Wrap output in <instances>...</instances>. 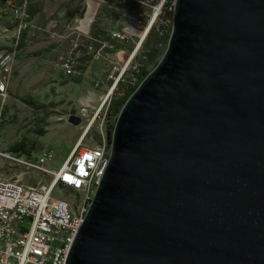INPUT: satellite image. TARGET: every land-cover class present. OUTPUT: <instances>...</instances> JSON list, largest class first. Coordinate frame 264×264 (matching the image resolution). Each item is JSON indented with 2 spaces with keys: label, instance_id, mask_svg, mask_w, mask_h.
<instances>
[{
  "label": "water",
  "instance_id": "obj_1",
  "mask_svg": "<svg viewBox=\"0 0 264 264\" xmlns=\"http://www.w3.org/2000/svg\"><path fill=\"white\" fill-rule=\"evenodd\" d=\"M172 22L67 264H264V0H176Z\"/></svg>",
  "mask_w": 264,
  "mask_h": 264
},
{
  "label": "built area",
  "instance_id": "obj_2",
  "mask_svg": "<svg viewBox=\"0 0 264 264\" xmlns=\"http://www.w3.org/2000/svg\"><path fill=\"white\" fill-rule=\"evenodd\" d=\"M82 1L85 4V13L75 27V31L82 35L89 32L101 7L129 5L135 8L131 13H127L126 24L120 29L115 28L111 37L114 41L134 43L137 49L142 48L153 27L161 22H172L170 19L166 20V13L173 11L174 5L169 10L167 6L172 2L175 4L176 0ZM2 2L0 23L13 17L17 20L13 26L14 30L22 34V29L27 25L24 18L28 13L27 10H20L27 6L28 0ZM12 28L4 27L1 30L12 31ZM163 33L168 34L169 30ZM20 44V38H14L4 50L0 48V125L5 113L4 98H8L14 58L17 57ZM136 53L132 54L128 64ZM65 66L69 69L68 73H71L73 69L69 61ZM119 68L120 64H117L114 69L117 71ZM138 68L139 64L136 63L133 69L139 71ZM128 70L125 65L113 86L117 85ZM133 81L137 82V78ZM95 86L98 87L99 83ZM5 101L7 102V99ZM103 107L102 104L99 109H92L90 113L86 108H95L90 105L82 108L78 116L81 117L82 123L84 118L89 122L99 116L100 108ZM107 114L108 109L103 117L105 123ZM103 128L104 125L100 128L102 136ZM90 130L86 125L81 136L83 140L89 137ZM99 144L87 146L82 142L59 169L50 167V164L55 162V152L51 149L31 158L20 152L4 151L0 148V160H7L10 169L16 172L9 177L6 171H0V264H67L68 255L96 193H92V188L97 190L109 163L111 144H108L107 138H103ZM42 174L48 181L34 182L36 176ZM27 180L33 181L31 185L27 184ZM69 187L77 193L75 204L56 195L57 191Z\"/></svg>",
  "mask_w": 264,
  "mask_h": 264
},
{
  "label": "rangeland",
  "instance_id": "obj_3",
  "mask_svg": "<svg viewBox=\"0 0 264 264\" xmlns=\"http://www.w3.org/2000/svg\"><path fill=\"white\" fill-rule=\"evenodd\" d=\"M2 4L3 2H0V5ZM77 4L75 0L41 1L42 11L36 15V23L49 26L50 33L41 34L35 32L34 36L27 38L26 47L17 52L12 69V71L14 70V77L12 76L10 79L11 86L10 91H8V108H5L3 122L0 126L1 149L13 152V147L22 140L29 147L32 143L36 147V150L31 154V158L44 150L51 149L55 152V162L50 164L53 169H59L76 149L88 121L83 119L81 125L73 126L67 120L70 114H79L82 108L93 104L94 96L92 92H97L98 98L101 99L95 105L98 104L100 107L103 104L104 107L100 108L99 116L96 117V121L94 120L89 137L83 140V144L97 146L100 145L101 139L107 138L108 125L103 121V117L107 112L108 105L111 103L114 92L117 90V85L123 80L124 76L117 83L111 95L112 86L125 65L129 69L127 73L133 72V78L136 77L133 68L136 63H139L137 56L146 51V48L140 47L134 59L128 64L136 49V44L117 43L124 45L120 54L113 55L114 62L120 64L119 70H111L112 65H108L103 61L95 63L94 56H88L93 54L86 53V47H89L87 42L90 40L91 31H93L97 22H100V27L109 25L108 32L110 31L112 34L113 29H120L126 24L127 18L124 16V11H120L119 17L114 22L108 20L102 22V18L99 20V17L96 16L89 29L90 33L87 32L82 35L75 31L80 17H71V12L76 8ZM173 5L175 6L173 2L170 3L167 6L168 10ZM68 6H71V8H68ZM172 23H162L161 29H159L161 33L157 32L158 36L156 38L161 40L168 38L165 44L160 45V49H165V51L172 32ZM1 28L4 29V27L0 25V48L3 47L5 49L14 38H20L22 42V34L19 31L13 30L4 33ZM167 29L169 30L168 34L162 33ZM68 54L72 56L71 59L73 60L80 58L77 65V67L81 66L78 69L81 75L79 81L72 80L76 78V74L75 76H69L73 71L68 73L69 69L63 64ZM88 57L90 58L81 60ZM147 66L149 71L155 68L152 63H148ZM101 80L103 81L96 87L94 83ZM6 99L8 98L6 97ZM6 99L4 98L5 104ZM99 107L93 109L97 110ZM88 109L91 113L92 108ZM102 124L104 125V136L101 135L100 130ZM111 124H114V117L111 119ZM42 130L47 131L44 136L39 133ZM0 171L3 173L6 171L9 177L16 173L10 169V164L7 160H0ZM20 171L21 169H19ZM32 174L34 176V173ZM39 180L46 182L48 178L43 174L37 175L34 182ZM32 182V180H27L28 185H31L30 183ZM93 192H96L95 188H92ZM56 195L61 196L62 199L67 200L71 204L72 201L74 202L73 204L77 201V193L71 188L59 190Z\"/></svg>",
  "mask_w": 264,
  "mask_h": 264
},
{
  "label": "trees",
  "instance_id": "obj_4",
  "mask_svg": "<svg viewBox=\"0 0 264 264\" xmlns=\"http://www.w3.org/2000/svg\"><path fill=\"white\" fill-rule=\"evenodd\" d=\"M41 1L42 0H28V2H27V9L26 10H27L28 16L24 18V19H26L27 25L25 26V28L22 29V42L19 46V50H22L26 47L27 38L28 37L31 38L32 36H34L35 32L41 33V34H46V33L49 34L50 33L49 26L47 27V25H44V24L38 25L36 23V15L42 11ZM0 2H2V0H0ZM75 2H77L78 4H77L76 8H74L72 10L71 17L72 18H77V17L81 18L85 12L84 1L75 0ZM68 8H71V6H68ZM134 9L135 8H133L132 6H129V5L128 6H121V5L111 6V8H110V6H103L99 9L97 16L99 17L98 18L99 20H100V18H102V22L104 20L114 22L116 20V18L119 17L118 15L120 14V11H124L125 12L124 16L127 17V13H131ZM169 19L172 21L173 11L166 13V20H169ZM16 22H17V20H15L12 17L10 19L2 20L0 25H2L4 27L12 28L16 24ZM162 23L163 22L159 23L157 26H155L151 30L147 40L145 41V43L142 46V48H146V51H144L141 55L138 54V56H137L138 62H139L138 63L139 64V68H138L139 71H136L133 69V71L135 72L136 78H137V82L133 81V79H134L133 78V74H134L133 72L132 73L126 72L123 80H121L119 85H117V90L113 94L111 103H110L109 108H108V114H107V120L108 121L106 123L108 125V127H107V140H108L109 145L111 144L114 126H115L116 120L120 114L121 109L123 108L126 101L129 99V97L137 89L139 84L151 72L148 70L147 64L152 63L153 66L156 67V65L160 61L159 59L163 56V54L165 52V49H160V45H162L163 43L165 44L168 38H166V40H164V39L161 40L160 38H156V36H158V33H161V31L159 32V29H161L160 26ZM14 29H15V27H13L11 30L13 31ZM108 29H109V25L107 27H100V22H97V25H95V27L93 28V31H91L90 40L87 42V45L89 47H86V53L93 54V55H88V56H90V57L94 56V58H95L94 62L95 63L103 61L108 65L109 64L112 65L111 70H113L115 68V66H117V64H118V63L114 62L113 55L116 56L117 53L120 54L121 50L123 49L122 47L124 46V45H120L117 43L128 44V42L114 41L111 37L110 31L108 32ZM1 49L4 50L3 47ZM90 57L82 58L81 60L89 59ZM71 58H72V56L70 54H68L66 57V60L63 62V64L68 63V61H69V63L73 64V70H72L73 73L70 74L69 76H73V75L75 76V74H76V78H73L72 80L73 81H79V79H80L79 77L81 75H80L78 69H80L81 66L77 67V65L79 64L80 58L78 57L77 60H75V59L73 60ZM63 59H65V58H63ZM77 61H78V63H77ZM13 77H14V70H13ZM77 77H78V80H77ZM102 81L103 80L97 81L95 83L100 84ZM95 83H94V85H95ZM10 86H9L8 91H10ZM8 100H9V94H8V99H7L5 108L6 107L8 108V105H7ZM72 111H74V110H72ZM113 117H114V124H111V119ZM39 133L41 134V136H44L47 133V131L42 130V131H39ZM35 150H36V147L33 145V143L29 147V145L24 140H22V141H19L13 147L12 151L13 152H20L21 154H25L28 157H31L32 152ZM36 155H38V154H36ZM36 155H33V158L36 157ZM65 189H67V188H65Z\"/></svg>",
  "mask_w": 264,
  "mask_h": 264
},
{
  "label": "bare ground",
  "instance_id": "obj_5",
  "mask_svg": "<svg viewBox=\"0 0 264 264\" xmlns=\"http://www.w3.org/2000/svg\"><path fill=\"white\" fill-rule=\"evenodd\" d=\"M27 9V6H25V8H22L20 11H25ZM85 13V12H84ZM71 66H72V69H73V64L72 63H69ZM111 94V93H110ZM109 94V95H110ZM87 110H89L88 108H86ZM107 113V112H106ZM84 119H86V118H84ZM94 120L96 121V118H94ZM94 120H91V121H89L88 122V127L91 129V127H92V125H93V123L95 122ZM82 123V122H81ZM81 125V124H80ZM102 126H103V124H102ZM102 126H101V128H102ZM102 140L103 139H101V141L100 142H102ZM82 142H83V138H81L80 140H79V142H78V145H77V147H80L81 145H82ZM70 188V187H69ZM85 219H86V217H85ZM84 222H85V220H84Z\"/></svg>",
  "mask_w": 264,
  "mask_h": 264
},
{
  "label": "crops",
  "instance_id": "obj_6",
  "mask_svg": "<svg viewBox=\"0 0 264 264\" xmlns=\"http://www.w3.org/2000/svg\"><path fill=\"white\" fill-rule=\"evenodd\" d=\"M92 94H93V100H94V102H93V106L95 107V108H98L99 106H98V104L97 105H95L98 101H100L101 99H99L98 98V93L97 92H92ZM87 102V101H86ZM102 105V104H101ZM98 106V107H97ZM93 109V108H92Z\"/></svg>",
  "mask_w": 264,
  "mask_h": 264
},
{
  "label": "flooded vegetation",
  "instance_id": "obj_7",
  "mask_svg": "<svg viewBox=\"0 0 264 264\" xmlns=\"http://www.w3.org/2000/svg\"><path fill=\"white\" fill-rule=\"evenodd\" d=\"M74 202L72 201V204H73Z\"/></svg>",
  "mask_w": 264,
  "mask_h": 264
}]
</instances>
